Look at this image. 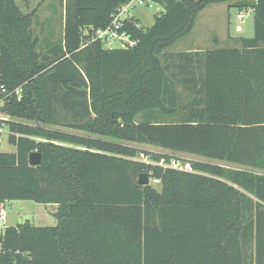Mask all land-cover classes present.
I'll return each instance as SVG.
<instances>
[{
	"label": "trees",
	"instance_id": "16d2710c",
	"mask_svg": "<svg viewBox=\"0 0 264 264\" xmlns=\"http://www.w3.org/2000/svg\"><path fill=\"white\" fill-rule=\"evenodd\" d=\"M127 1L62 0L63 35L44 47L37 10L0 0V98L20 134L0 151V218L9 201L58 206L54 226H5L0 264H264V173L218 163L264 170V0H152V26L123 21L136 44L108 48L95 32ZM214 3L251 8L254 35L172 49ZM131 142L218 162L152 166Z\"/></svg>",
	"mask_w": 264,
	"mask_h": 264
},
{
	"label": "rangeland",
	"instance_id": "374dc122",
	"mask_svg": "<svg viewBox=\"0 0 264 264\" xmlns=\"http://www.w3.org/2000/svg\"><path fill=\"white\" fill-rule=\"evenodd\" d=\"M17 3L21 10L25 13L31 12L36 9L35 22L33 25L34 33L39 37L41 44L45 47L48 43L55 47L58 45L59 38L61 34L63 35V15L64 7L62 0H17ZM227 3H214L203 9L196 20L194 29L192 32L179 40L172 49L175 50H186L188 48H197L193 43V40L197 35L201 37L209 38L210 34L225 32L229 28L232 34L242 35L247 37H252L254 35V12L250 8L248 10L244 9L240 11L236 7H229ZM162 10L159 4L151 3L145 5H139L137 2L134 7L131 8L123 18L131 17L135 18L140 22L143 28L150 27L154 24L156 15ZM229 10V11H228ZM230 21V22H229ZM230 23V27L229 24ZM237 28L241 30L238 31ZM213 37V36H212ZM205 42V41H204ZM50 46V47H51ZM108 48L122 47L123 44L119 40H111L105 44ZM205 47V45L203 46ZM210 48V47H207ZM46 51V48H43ZM1 112H3L1 110ZM6 114V111L4 110ZM6 117H10V115ZM0 135V151L2 152H15L16 146L9 141V133L7 127ZM67 131L77 133V134H87L85 131L77 129H65ZM43 140H45L43 138ZM54 142L70 145L71 143L62 142L55 140ZM133 145H137L146 149L148 152L152 153H167L174 154L180 157L186 165L189 167L191 160H202V161H212L218 162L213 159H209L203 156L176 152L167 150L158 146L139 144L131 142ZM223 163L231 167L252 170L256 172L264 173V170L256 169L251 166L230 164L227 162ZM159 188V186H156ZM58 206L52 204H42L30 200H16L9 201L5 204L4 215L1 221L4 226L15 225L17 223H23L29 220L31 223L37 226H54L57 224V219L54 213L57 211ZM2 213V214H3Z\"/></svg>",
	"mask_w": 264,
	"mask_h": 264
},
{
	"label": "built area",
	"instance_id": "2783aa9c",
	"mask_svg": "<svg viewBox=\"0 0 264 264\" xmlns=\"http://www.w3.org/2000/svg\"><path fill=\"white\" fill-rule=\"evenodd\" d=\"M136 2L139 5H145V4L151 5V3L157 4L152 0H128L113 15V20L110 25H108L105 28H100L96 30L94 36L95 39H103L106 42H109L111 40H119L123 44L122 47L132 46L136 44V40L132 39L126 31H121L123 21L131 18V17L123 18V15H125L131 8H133ZM16 92L19 94L20 88H18ZM4 105H5V99L2 97L0 98V135L6 129L4 127H7L9 135L13 134L16 136H20L19 133L11 132L10 129L8 128L7 123L10 121V117L5 116L6 114L7 116L9 114L7 112L6 114L4 113L3 110ZM1 110L3 112H1ZM169 155L170 158L163 156L160 159L156 160L152 157L150 152L141 151L138 155L129 158L152 166H160L163 168H171V169L184 170V171H193L192 168L190 166L188 167L180 157L174 154H169ZM149 175H150V183L152 185L157 186L161 183V180L159 178L152 177L151 174ZM3 215L0 218V234L3 232L5 227L2 222L3 220L1 221Z\"/></svg>",
	"mask_w": 264,
	"mask_h": 264
},
{
	"label": "crops",
	"instance_id": "0c3cea01",
	"mask_svg": "<svg viewBox=\"0 0 264 264\" xmlns=\"http://www.w3.org/2000/svg\"><path fill=\"white\" fill-rule=\"evenodd\" d=\"M228 25L230 27V23ZM237 30L240 31L241 29L237 28ZM226 31H227V33L223 32V31L218 32V33H216V32L214 33V31H213V34L211 33L210 37L207 39L204 37H201V35H197L195 37V39L193 40V42H194L193 44L195 46H197V48H188L186 50H204V49H208L207 47L211 48V47H214L216 45L228 46V45H231L233 43L232 42L233 37L242 36V35L232 34L229 28H227ZM204 45H205V47H203Z\"/></svg>",
	"mask_w": 264,
	"mask_h": 264
},
{
	"label": "water",
	"instance_id": "95a60500",
	"mask_svg": "<svg viewBox=\"0 0 264 264\" xmlns=\"http://www.w3.org/2000/svg\"><path fill=\"white\" fill-rule=\"evenodd\" d=\"M29 162L31 165H39L42 163V154L38 151H34L30 154ZM138 183L140 184H149L150 183V175L148 172L140 173L138 177Z\"/></svg>",
	"mask_w": 264,
	"mask_h": 264
}]
</instances>
